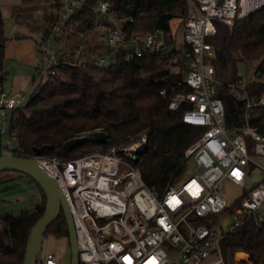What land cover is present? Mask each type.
Wrapping results in <instances>:
<instances>
[{
	"label": "built area",
	"instance_id": "built-area-1",
	"mask_svg": "<svg viewBox=\"0 0 264 264\" xmlns=\"http://www.w3.org/2000/svg\"><path fill=\"white\" fill-rule=\"evenodd\" d=\"M47 4L56 19L39 43L34 84L57 75L66 65L105 68L117 63L120 53L127 60L144 55L169 57L175 46L182 59H188L185 80L190 90L177 92L169 107L184 106L182 120L206 128L186 152L197 162L195 173L168 183L162 192L149 187L141 170L129 161L147 147L145 131L104 150L71 158L35 156L58 182L70 205L80 264H228L223 237L251 215L262 214L264 207V163L253 156L264 157V127L260 119L251 125L255 115L249 112L264 106V93L247 97L245 125L228 124L225 100L219 92L224 81L213 60L220 57L209 37L217 32V20L233 25L263 6L264 0H194L181 26L182 42L176 39L174 44L168 43L160 29L133 31V18L116 15L106 0L95 4L49 0ZM91 11L95 14L92 21ZM83 21L88 22L84 28ZM25 97L0 85L4 130L9 112L23 105ZM254 167L262 170V179L229 205L225 182L245 190ZM236 206L244 210L243 216ZM209 215V225L198 222ZM219 215L233 220L228 229ZM59 261L54 252L44 254L39 249L34 264ZM233 264L241 263L235 260Z\"/></svg>",
	"mask_w": 264,
	"mask_h": 264
},
{
	"label": "trees",
	"instance_id": "trees-1",
	"mask_svg": "<svg viewBox=\"0 0 264 264\" xmlns=\"http://www.w3.org/2000/svg\"><path fill=\"white\" fill-rule=\"evenodd\" d=\"M48 1L22 0V3L46 6ZM89 1L95 4L99 0ZM106 1L110 2L116 15L133 18V31L160 29L168 43L174 44L177 32L172 20L179 18L178 26L181 27L191 9L192 0ZM94 17L91 11L90 20ZM45 19L47 32L56 14L48 11ZM87 24L83 21L81 27ZM216 24L217 32L209 39L223 51L219 60L213 59L224 81L219 92L225 100L228 124L239 127L247 122V97L264 93V5L237 19L233 25L221 20H217ZM7 38L0 0V62ZM177 51L173 46L169 57L144 55L130 60L120 53L117 63L105 68L63 66L57 75L38 85L23 105L9 112L4 126L5 133L11 134L18 145L13 153L24 157L71 158L80 153L104 150L111 143H119L145 131L147 147L136 152L129 161L141 170L149 187L162 192L168 183L178 182L187 173L190 159L186 155L187 149L206 129L182 120L184 106L179 109L169 107L171 98L177 92L190 90L185 80L188 59H182L184 57ZM239 60H259L255 76L244 88H239L241 93L232 88L233 85L243 86L242 77L238 76ZM5 79V74H1L0 85L3 87ZM163 89L164 93L161 92ZM249 112L258 116L264 127V106L253 107ZM96 130H103L107 139L97 140L93 135ZM88 132L89 137L77 145L65 146L70 139ZM15 174L30 177L17 170H4L0 172V186L11 182L13 179L8 178ZM37 185L41 199L32 207L23 206L15 212L0 215V264H24L29 235L46 209V195ZM209 217H200L198 222L209 225ZM48 234L69 236L68 222L61 206L44 228L42 237ZM222 248L228 264L236 260V250L247 252L252 260L241 259V264H264V216L253 214L229 231L222 239Z\"/></svg>",
	"mask_w": 264,
	"mask_h": 264
},
{
	"label": "rangeland",
	"instance_id": "rangeland-1",
	"mask_svg": "<svg viewBox=\"0 0 264 264\" xmlns=\"http://www.w3.org/2000/svg\"><path fill=\"white\" fill-rule=\"evenodd\" d=\"M3 7L4 31L7 38L2 62H0V76L5 74L4 88L11 93H22L26 95L25 101L30 93L36 88L33 83L37 64L40 60L39 43L43 39L47 22L45 16L50 10L46 6H28L22 3V0H1ZM194 0L191 1V7ZM180 19H173L172 26L177 32V39L182 42L184 27H179ZM178 30H177V29ZM259 60L238 62V71L242 76L241 84L246 85L256 74V67ZM241 85H233V90L241 93ZM242 95H240L241 97ZM244 96V95H243ZM83 135H90V132ZM18 147L16 140L9 133H4V150L12 152ZM259 162L264 163L263 156L253 155ZM197 162L194 157L189 159V168L184 178L195 173ZM263 177L262 170L254 167L247 179L246 188L249 189ZM13 179L8 184L0 186V198H12L9 201H0V215L5 212L17 211L21 207L32 205L41 199L39 186L31 177L15 174L9 176ZM244 193V189L230 181L225 182V196L229 205ZM22 199H18V197ZM261 215L264 216V207L261 208ZM221 223L228 229L232 223L231 218L220 216ZM1 225V221H0ZM41 252L46 254L54 252L60 258L58 264H71L72 251L69 238L66 236H55L53 234L45 235L41 238ZM236 250L235 259H246L249 262V256L239 257ZM244 253V252H243Z\"/></svg>",
	"mask_w": 264,
	"mask_h": 264
},
{
	"label": "water",
	"instance_id": "water-1",
	"mask_svg": "<svg viewBox=\"0 0 264 264\" xmlns=\"http://www.w3.org/2000/svg\"><path fill=\"white\" fill-rule=\"evenodd\" d=\"M1 49V41H0ZM222 49H217V55L222 56ZM259 123V117L253 116L250 119V124L255 125ZM4 133L5 130L2 125V119L0 115V172L4 170H17L23 172L32 177L43 189L46 195V209L44 214L38 219L33 226L28 238L26 256L24 264H34V261L38 255L40 249L41 238L43 230L46 225L53 219L61 206L68 222L69 230V242L72 251L71 264H80L79 250L75 223L70 205L63 193L58 182L52 177L49 170L36 158V157H24L12 152L4 150ZM93 135L97 140L105 141L107 135L103 130H96ZM89 135H82L77 138L70 139L66 142L65 146L77 145L82 140L88 138Z\"/></svg>",
	"mask_w": 264,
	"mask_h": 264
},
{
	"label": "bare ground",
	"instance_id": "bare-ground-1",
	"mask_svg": "<svg viewBox=\"0 0 264 264\" xmlns=\"http://www.w3.org/2000/svg\"><path fill=\"white\" fill-rule=\"evenodd\" d=\"M235 208H236V210L240 213V215L243 214L244 210H243L242 208H240V207H238V206H236ZM238 256H239V257H244V256H246V253L238 252Z\"/></svg>",
	"mask_w": 264,
	"mask_h": 264
},
{
	"label": "crops",
	"instance_id": "crops-1",
	"mask_svg": "<svg viewBox=\"0 0 264 264\" xmlns=\"http://www.w3.org/2000/svg\"><path fill=\"white\" fill-rule=\"evenodd\" d=\"M5 184H8V183H5ZM5 184H3V186H4ZM1 186H2V185H1ZM17 197H18V199H22V198L19 197V196H17ZM11 199H12V198H10V197L5 198V199L0 198V201H4V200L9 201V200H11ZM26 206H28V205H26ZM239 252H244V253H246V254L249 256V254H248L247 252L243 251V250H240Z\"/></svg>",
	"mask_w": 264,
	"mask_h": 264
}]
</instances>
